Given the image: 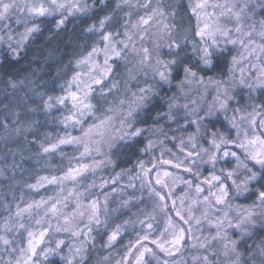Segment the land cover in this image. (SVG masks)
<instances>
[{
	"label": "clouds",
	"instance_id": "clouds-1",
	"mask_svg": "<svg viewBox=\"0 0 264 264\" xmlns=\"http://www.w3.org/2000/svg\"><path fill=\"white\" fill-rule=\"evenodd\" d=\"M0 264H264V0H0Z\"/></svg>",
	"mask_w": 264,
	"mask_h": 264
}]
</instances>
